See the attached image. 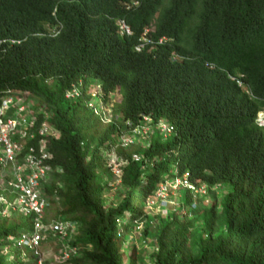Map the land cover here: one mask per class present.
<instances>
[{
  "label": "trees",
  "instance_id": "trees-1",
  "mask_svg": "<svg viewBox=\"0 0 264 264\" xmlns=\"http://www.w3.org/2000/svg\"><path fill=\"white\" fill-rule=\"evenodd\" d=\"M135 1L0 0V105L8 91L29 93L37 108L47 109L39 125L47 117L58 133L47 144L49 164L53 175L66 178L67 192L50 190L46 215L76 224L67 244L79 252L65 264L125 263L119 231L127 235L145 218V203L161 183L187 174L211 191L226 188L224 224L218 227L215 211L208 213L211 235L202 237L195 257L183 254L177 235L171 249L161 237L152 264H264V129L256 125L264 111V0ZM119 21L132 36H121ZM150 29L148 37L164 44L138 52ZM95 82L102 101L121 96L108 123L84 97H67L75 86L86 94ZM144 116L169 123L176 134L164 139L155 132L139 160L129 153L124 204L106 210L93 198L100 150ZM55 195L65 199L63 213L50 199ZM82 209L85 221L77 216ZM12 224L0 218V264L9 239L20 233Z\"/></svg>",
  "mask_w": 264,
  "mask_h": 264
},
{
  "label": "rangeland",
  "instance_id": "rangeland-1",
  "mask_svg": "<svg viewBox=\"0 0 264 264\" xmlns=\"http://www.w3.org/2000/svg\"><path fill=\"white\" fill-rule=\"evenodd\" d=\"M50 32H53V30H50ZM81 95L88 103L90 109H99L100 117L104 119L105 123L111 121L114 105L121 102V96L118 95V93L113 95L108 102L102 101V97L100 98L101 91L97 82L90 86L86 94L83 95V92H80L77 97ZM74 96V93L69 94L71 99H73ZM30 100V105L33 107L38 106L35 99ZM116 117L121 120L120 113H118ZM127 127L126 125L121 130V133L116 135L115 143L112 144L108 142L100 150L102 162L96 171L98 181L93 188V198L106 210L112 207L118 208L124 204V197L127 190L122 185V177L123 170L127 166L129 153L139 155L136 156V159L142 158V154L139 153V151L141 149H148L151 142L156 137V134L152 131H149L148 134L145 135H135L133 131L129 130ZM123 139H127L130 143L123 146L126 144L123 142ZM120 148L125 149V152H120ZM45 186L47 188L43 191L46 197H50L48 195L51 193L50 190L52 188L60 189L64 193L67 192V182L62 172L52 175ZM224 189L210 191L206 197L198 198L194 204L193 200L189 203L187 195L189 197L192 196L186 190H176L173 187L166 186L165 183L160 184L156 193L145 203V218L139 220L134 226L130 227L127 235H125L122 230L118 233V238L123 241L122 248H120L119 251L125 259V263L123 264H152V257L157 255L159 251L158 240L163 237L167 249H171V242L174 235H177L184 243L183 254L187 257H195L198 255L201 251L200 242L202 237L205 233H208L206 235L210 234L207 227L211 224L213 217L212 215H208V213L215 211L217 219L216 225L218 227L224 224L220 205L226 191V188ZM161 191L167 192H165V194L161 193ZM3 196L6 198L5 194H3ZM50 199H53L56 203V208L60 213L65 211V199L62 195H55ZM215 203L216 205H214ZM189 209L190 211L192 209H197V211L196 213L192 212L190 214ZM52 213L53 212L46 215V220L49 223L56 220ZM77 214L79 217L78 219L82 221L89 219L88 213L84 209L79 210ZM3 215H6V217L10 219L13 223L12 226L15 225V223L20 225L19 235L9 239L8 246L6 248L4 247L1 254L5 258V264H34L35 259L33 253L27 247L18 246L16 243L20 240L23 233L30 234L31 221L24 218L22 214L5 213ZM129 217L130 215L128 214L125 220L127 221ZM2 219L5 218H1V220ZM169 224H174V227L169 229L164 236V230ZM217 232L215 231L214 236L218 235ZM206 241L207 243L211 242L210 239ZM61 247L59 241L51 235L49 242L42 245L40 251L45 264H65L66 261H64L60 255ZM65 248L66 251L69 249L68 246ZM131 257L133 258V263L130 262ZM86 264L91 263L86 262Z\"/></svg>",
  "mask_w": 264,
  "mask_h": 264
},
{
  "label": "built area",
  "instance_id": "built-area-1",
  "mask_svg": "<svg viewBox=\"0 0 264 264\" xmlns=\"http://www.w3.org/2000/svg\"><path fill=\"white\" fill-rule=\"evenodd\" d=\"M135 5H139V2L137 1ZM119 25L123 35L132 34L125 22L122 21ZM144 42L153 44L149 40ZM164 42L165 40H161L158 45H163ZM144 46H139L137 50L141 51ZM238 84L240 87L243 86L240 81ZM72 93L75 94L73 99L81 97H77L80 89L76 86L67 97L71 98L69 94ZM30 99L29 93L9 91L0 106V218H8L3 215L5 213H17L31 220V233L22 235L17 245L25 246L33 253L34 264H45L40 251L42 245L49 242L51 235L62 246L61 258L68 261L72 255L76 256L79 252L78 248L67 244L70 236L76 231V224L63 219L50 223L45 220L49 200L43 190L47 188L45 185L54 173L53 167L49 164L52 155L47 150V144L50 142L49 139L56 138L58 133L48 125L47 117L45 122L39 125V118L46 113L47 109L45 106L33 107L30 105ZM93 110L100 115L98 108ZM126 125L135 135H145L152 131L168 139L176 133L174 126L165 121L155 124L154 120L148 116L143 117L141 124L136 128L128 123ZM258 125L264 127V114L259 115ZM37 140H40L39 145H36ZM123 142L126 143L123 146L130 143L127 139H123ZM188 178L189 175H186L184 179L167 180L163 183L176 190L189 191L195 204L198 198L206 197L211 189L202 183L194 184ZM219 189L221 186L216 187L214 191ZM165 192L167 191H161V193ZM192 211L194 210L192 209L190 214ZM66 246L69 247L67 251Z\"/></svg>",
  "mask_w": 264,
  "mask_h": 264
},
{
  "label": "clouds",
  "instance_id": "clouds-1",
  "mask_svg": "<svg viewBox=\"0 0 264 264\" xmlns=\"http://www.w3.org/2000/svg\"><path fill=\"white\" fill-rule=\"evenodd\" d=\"M137 1H138V0H136L135 2H133V5H134V6H136L135 3H136ZM138 2H139V1H138ZM139 4H140V2H139ZM137 6H139V5H137ZM120 22H122V21H119V22H118V26H119V31H120L121 36H122V37H130V36H132L133 32H132V34H131L130 36H128V35H123V34H122L121 29H120V25H119ZM123 22H124V21H123ZM125 23H126V22H125ZM129 28H130V27H129ZM130 29H131V28H130ZM131 31H132V30H131ZM150 32H153V30L150 29V30H147V31L145 32V35H144V37L142 38L141 43L139 44V46H141V45H145V46H144V48H145L146 45H154V44L157 45V44H158V43H156L155 41H152V40L148 37V34H149ZM50 33H51L52 35H57V34H59V32H56L55 30H53V32H50ZM144 40L152 41L153 44H147V43L144 42ZM162 40H165V39H162ZM160 41H161V40H160ZM139 46H138V47H139ZM138 47H137V49H138ZM144 48H143V49H144ZM137 49H136V50H137ZM143 49H142V50H143ZM142 50H141V51H142ZM137 51H138V50H137ZM141 51H138V52H141ZM232 80L235 81V82H237V85H238V87H239L240 89H243V90H246V89H247L245 83L243 82V80H241V79H235V78H232ZM239 81L242 82V84H243L242 87L239 86V84H238ZM8 92H9V91H8ZM8 92H7V93H8ZM11 92H12V91H11ZM7 93H6V94H7ZM14 93H18V92H14ZM248 93H249V92H248ZM81 96H82V95H81ZM5 97H6V95H5ZM5 97H4V98H5ZM4 98H3V99H4ZM3 99H2V101H3ZM31 99L33 100L32 96H31ZM1 104H2V102H1ZM0 106H1V105H0ZM37 107H38V106H37ZM40 107H41V106H40ZM260 114H264V111L258 113L257 118H256V125H257L259 128L264 129V127H260V126L258 125V119H259V115H260ZM144 117H145V116H144ZM148 117H150V116H148ZM175 134H176V133H175ZM174 136H175V135H174ZM172 137H173V136H172ZM170 138H171V137H170ZM187 175H188V174H187ZM185 177H186V176H185ZM185 177H184V178H185ZM184 178H177V179H184ZM188 179H189V178H188ZM172 180H176V179H172ZM189 181H190V180H189ZM190 182H191V181H190ZM218 187H219V186H218ZM215 188H216V187H215ZM221 189H222V187H221ZM210 191H211V190H210ZM187 192L189 193V191H187ZM189 194H190V193H189ZM192 212H193V211H192ZM22 216H23L24 218H27V217L24 216V215H22ZM7 219H9V218H7ZM27 219L30 220L29 218H27ZM45 220H46V214H45ZM30 221H31V220H30ZM46 221H47V220H46ZM54 221H55V220H54ZM47 222H48V221H47ZM31 231H32V225H31V228H30V233H31ZM24 234H26V233H23L22 235H24ZM22 235H21V236H22ZM11 238H14V237H11ZM20 238H21V237H20ZM16 243H17V242H16Z\"/></svg>",
  "mask_w": 264,
  "mask_h": 264
}]
</instances>
